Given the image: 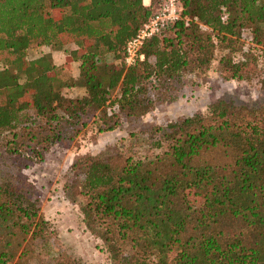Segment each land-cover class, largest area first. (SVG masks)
I'll list each match as a JSON object with an SVG mask.
<instances>
[{"label": "trees", "instance_id": "1", "mask_svg": "<svg viewBox=\"0 0 264 264\" xmlns=\"http://www.w3.org/2000/svg\"><path fill=\"white\" fill-rule=\"evenodd\" d=\"M159 1L0 0L4 151L40 159L48 144L63 139L67 127L89 112H101L111 129L107 122L116 111H146L139 98L160 79L201 68L215 50L225 68L234 65L235 52L243 55L238 65L252 61L254 69L257 57L264 65V0H179L171 34L151 36L140 48L141 60L112 68L124 41ZM245 30L259 55L242 49ZM33 41L78 59L77 76L58 77L46 54L27 59ZM13 70L23 73L22 82ZM259 83L264 91V74ZM70 86L81 93L63 94ZM112 89L118 94L110 99ZM25 97L44 120L39 130L45 134L38 135L34 118L21 114ZM160 137L165 149L149 160L85 158L79 209L109 262L168 264L172 252L174 264L264 263V100L251 107L216 100L204 114L167 123ZM46 224L31 184L0 170V264H18L26 239L43 236ZM233 226L240 230L230 233Z\"/></svg>", "mask_w": 264, "mask_h": 264}, {"label": "rangeland", "instance_id": "2", "mask_svg": "<svg viewBox=\"0 0 264 264\" xmlns=\"http://www.w3.org/2000/svg\"><path fill=\"white\" fill-rule=\"evenodd\" d=\"M51 15L57 16V12L51 11ZM164 34L170 35L171 30H166ZM241 38L243 50L259 55L257 46L250 43L247 30ZM41 54L50 56L51 50L33 41L27 47L25 56L31 59ZM57 56L50 58L58 63L61 58L59 54ZM213 56L208 64L199 69L192 66V71H183L177 78L160 79L144 98L138 97L142 104L140 108L145 106L143 109L146 111L131 114L127 113L125 106L124 109L118 108L107 122L112 124L111 129H107L102 122L101 112H89L82 123L67 127L63 139L48 144L40 159L8 153L0 145V170L26 179L31 184L33 195L38 198L39 214L47 222L43 236L26 239L25 251L18 264H51L55 259L72 260L75 264H117L116 261L109 262L100 239L92 235L82 221L79 202L83 196L78 194L81 190L78 181L82 180L85 158L149 160L165 149V142L160 136L167 123L204 114L207 106L219 99L247 107L264 100V91L259 83L264 74L260 58L257 57L258 65L253 69L255 64L252 61L238 65L243 55L235 52L231 56L234 65L230 69L220 64L216 50ZM65 58V63L57 65V75L61 79L73 77L75 69V65L68 63L69 59H74L70 55ZM61 64L66 67L60 68ZM119 66L112 62V68ZM232 70L243 75L231 77ZM12 73L18 82L23 81L21 71L13 70ZM62 93L72 97L79 95L81 89L77 86L64 87ZM117 94L112 89L109 98ZM22 100L26 102L21 114L34 118L33 128L39 132L38 135L45 134L43 128L39 130L44 120L35 115L27 97ZM137 110H141L139 104ZM239 230L240 226H233L230 233ZM172 256L173 253H169L168 264H174Z\"/></svg>", "mask_w": 264, "mask_h": 264}, {"label": "built area", "instance_id": "3", "mask_svg": "<svg viewBox=\"0 0 264 264\" xmlns=\"http://www.w3.org/2000/svg\"><path fill=\"white\" fill-rule=\"evenodd\" d=\"M179 0H160L151 11L146 20L123 43L121 54L115 60L120 66H130L143 58L140 48L151 36L164 34L166 30L179 18ZM114 110L107 107L106 113Z\"/></svg>", "mask_w": 264, "mask_h": 264}, {"label": "crops", "instance_id": "4", "mask_svg": "<svg viewBox=\"0 0 264 264\" xmlns=\"http://www.w3.org/2000/svg\"><path fill=\"white\" fill-rule=\"evenodd\" d=\"M148 1L149 0H142V4L147 5ZM58 54H59V58H61V61H58V63H55V61L52 60V63L55 64V65H60V63H65V61H66L65 57L68 56V54H65V53H63L61 51L51 50L50 57L53 58V59L54 58H58V56H57ZM69 62L72 63L73 65H75V69H74V71L72 73V76L76 77L77 71H78V63H79V61H78V59H74L73 61L72 60L70 61V59H69L68 63Z\"/></svg>", "mask_w": 264, "mask_h": 264}]
</instances>
